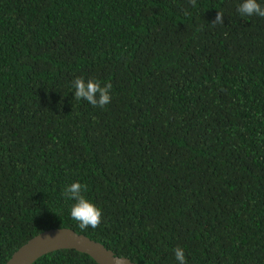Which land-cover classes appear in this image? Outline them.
<instances>
[{"label": "trees", "instance_id": "16d2710c", "mask_svg": "<svg viewBox=\"0 0 264 264\" xmlns=\"http://www.w3.org/2000/svg\"><path fill=\"white\" fill-rule=\"evenodd\" d=\"M242 2L0 0V264L54 228L138 264H178L177 247L264 264V17ZM79 76L110 81L111 102L75 100ZM76 181L96 229L70 216Z\"/></svg>", "mask_w": 264, "mask_h": 264}, {"label": "clouds", "instance_id": "9594fccd", "mask_svg": "<svg viewBox=\"0 0 264 264\" xmlns=\"http://www.w3.org/2000/svg\"><path fill=\"white\" fill-rule=\"evenodd\" d=\"M189 4L194 8L196 7V0H188ZM237 12L243 16L257 15L264 17V6H262L258 0H243L237 6ZM223 13L218 12L213 26L217 24L223 25ZM72 87L74 88V99L77 101L85 100L93 107L104 108L112 100L110 94L112 90V83L102 82L95 78H88L85 80L83 76L76 77L72 81ZM87 186L79 181L73 182L64 191L63 195L68 199L74 200L70 216L73 220L78 222V227L81 231L87 230L89 227L96 229L102 222L103 213L100 207L92 203L89 199L83 195ZM175 259L178 264H187L184 250L180 247L174 249ZM113 264H121L122 257L113 256Z\"/></svg>", "mask_w": 264, "mask_h": 264}, {"label": "water", "instance_id": "95a60500", "mask_svg": "<svg viewBox=\"0 0 264 264\" xmlns=\"http://www.w3.org/2000/svg\"><path fill=\"white\" fill-rule=\"evenodd\" d=\"M60 250H75L86 254L97 264H113L112 257L117 256L102 243L84 234H79L70 228H54L31 238L6 264H34L43 256ZM122 258L121 264H138L129 258Z\"/></svg>", "mask_w": 264, "mask_h": 264}]
</instances>
